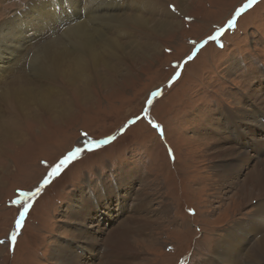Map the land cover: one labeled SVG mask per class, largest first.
<instances>
[{"label": "rangeland", "instance_id": "obj_1", "mask_svg": "<svg viewBox=\"0 0 264 264\" xmlns=\"http://www.w3.org/2000/svg\"><path fill=\"white\" fill-rule=\"evenodd\" d=\"M35 1L0 0V28L16 18L22 21L24 13L36 9ZM66 1L43 4L50 10ZM112 9L150 20L151 29L121 22V30L106 31L131 43L127 49L145 48L147 57L138 64L118 63L101 54L107 61L92 63L95 80L81 94L74 91L80 79L70 81L62 73L41 77L29 69L30 61L25 71L20 63L12 64L14 43L7 51L13 55L0 60V126L13 120L15 130L25 128L29 138L21 146L9 143L7 156L0 150V264H118L117 253L129 252L119 261L229 264L220 260L225 257L218 245L241 251L243 244H237L253 241L260 225L251 220L253 197L246 201L237 188L225 186L215 166L264 160V145H257L264 142V114L255 121L243 114L250 89L257 91L253 107L264 108V0H117ZM38 35L22 43L32 38L34 49L46 42ZM19 73L45 93L41 109L51 112L43 110L44 119L57 121L55 114L63 108L57 104L65 96L71 99V116L45 120L37 129L27 111L11 103L7 84ZM25 102L31 111L41 105L33 94ZM256 110L260 116L262 110ZM219 113L226 119L222 128L215 126ZM7 142L0 133V147ZM229 145L242 156L218 151ZM128 204H134L133 211ZM114 205L126 213L107 222ZM97 217L104 230L91 256L78 248L89 246ZM115 231L122 237L116 245L111 241ZM74 256L79 257L75 262ZM240 262L247 264L246 257Z\"/></svg>", "mask_w": 264, "mask_h": 264}, {"label": "bare ground", "instance_id": "obj_2", "mask_svg": "<svg viewBox=\"0 0 264 264\" xmlns=\"http://www.w3.org/2000/svg\"><path fill=\"white\" fill-rule=\"evenodd\" d=\"M68 1L70 2L71 0H68ZM68 1H66L63 5L61 4L62 7L60 5L56 7L53 6L50 8V10H48L43 4V2H47V0H37L33 4L31 3L32 5H34L33 8H36V9H33L32 13H24L25 17L22 21L19 22L18 18H16L12 22L8 23L7 25H4L6 27L5 30L3 28H0V60H3L5 58L6 59L10 58L13 55V52H7V51L10 50L12 44L14 43L13 48L17 49V53L15 54V57L12 60V64L20 63V65L25 71V69L27 68L26 67L27 61H30L29 69H31L32 71L36 73V75H39L41 77H51L53 76L54 73L56 74L62 73L67 78L69 79L71 78L70 81H75V80L80 79L78 84L74 82L75 84L74 91L76 94H81V90L84 89V91H86L87 88L91 85L92 83L91 81L95 80L94 79L95 77H93L91 73V69L93 68L92 63L107 61L105 59H102L103 57L102 58L100 57L101 54H104V53L108 54L113 62L117 60L118 63H123V62L126 63L127 61H129V62H134L138 64V61L147 57L148 52L146 51L145 48L138 47L137 49H127V46L131 45V43L120 42L113 36L109 35L106 31L108 29L121 30L123 28L121 27L122 26L121 22L126 23V24L127 23L140 24V25H143L145 29H151L152 27L148 26V23L150 22L149 19L144 18V16L141 14H135V15L126 14V13L121 14L117 12L115 13L114 9L110 10L112 7H117V0H84V1L73 0L72 2L73 5L71 7H69ZM82 11H84V16L82 15L83 13ZM60 12H65L66 14L61 17ZM73 15L75 16V18H73L74 17ZM85 18H88V19H85ZM95 23H98V25L95 26L94 25ZM161 26H163V24H161ZM37 33L39 34L38 36L40 37V40L41 38H43L45 39L46 42H42L38 47L34 49L33 47L36 43L32 45V41L29 42V40H32V38L28 40L27 44L26 42L22 43V40L25 37L30 38ZM96 40H99L100 42L99 45L96 44ZM25 44H26L25 49L24 50L21 49L22 46ZM151 49H154V47H151ZM131 50L134 51L135 53V61L132 58L133 54ZM86 56L87 58L88 56L90 58L87 60L85 58ZM126 58L127 60L124 61ZM89 61H90V64L87 63ZM106 66H109V65L106 64ZM132 69L134 72L136 71V64L132 66ZM100 74H102L107 79L111 77V75L105 76L104 73H100ZM114 78L115 76H112L110 81H112ZM7 85H9L10 87L9 94H10V97L12 98L11 103L17 106V108L20 107V109L24 113L27 111V114H29V116H26L27 120L29 119L33 123H35V126L37 129L40 128L41 126H44L45 120L47 121L49 120L52 123H56L60 118H66V117L71 116L70 106H69V104H71V99L64 100V98L67 99V97L65 96L62 100H60V102H63V103L57 104V105L63 106V108H61V112H58L57 114H55L56 117L54 118L57 121L53 122L52 119H49V118L44 119L41 115H43L42 111L45 108L44 109H41V108H43V105L47 103V101H44L46 99V95L41 89H39L36 82H34L33 80L31 81L29 79L27 80L24 73L23 74H20V73L13 74L10 82ZM69 88L71 87L69 86ZM250 90H251V94L249 95L250 104L248 106L243 107V114L246 118L250 119L251 121H255L257 119H260L263 116L264 108L259 106L261 104L259 105L257 104L258 106L253 107L255 104L254 98H255V95L257 94V91H255V89L254 90L250 89ZM57 93H60V91ZM32 94L35 98V103L37 104L41 103V105L38 106L37 109H35V111H31L30 109H28V107L26 106V102H25L27 100V96H31ZM51 104H53V102ZM256 109L262 110V114H260V116H257L258 111ZM45 111H48V110L46 109L44 110V112ZM11 112L13 113L12 110ZM13 114H15V112ZM218 116L219 118L215 117L216 125L215 124L214 125L219 128L225 127L226 119L223 116V113H219ZM17 126L18 125L15 124L13 120H10L9 123H1L0 133H2L5 136V138H8V142L5 144V146L0 147L2 154L6 155L7 153L6 150H8V152L9 150H12L9 147L10 145H15V146L20 145L21 146L23 144L24 145L27 144L28 142L27 139H29L27 138L28 132L26 131L25 128L24 129L20 128L21 132L19 130L16 131L15 129H17L16 128ZM25 131L27 133V136L25 134ZM235 138L238 139L239 142L241 141L240 134H237ZM9 143L11 144L9 145ZM261 144L264 145V142L257 143V145H261ZM257 148L259 149V147ZM218 151H220L223 156H230V157H236V158L242 156V152L237 151L235 146L229 145L228 147H222L218 149ZM246 152L248 153V151ZM246 152H244V155ZM4 159L5 158H3L2 162L5 163L6 165H9L7 161H5ZM257 163H260V164H257ZM215 167H216L215 169H218V175L221 177L220 181H223L225 183V186L228 185V188H231V187L237 188L239 196L244 197V200L246 201H248V199L253 197L252 199H250L249 202L254 203L256 205V210H255V216L251 217V220H257L256 222H258V224L260 225L258 231L255 230L256 232L253 233L254 235L252 236L253 241L251 239V242H249V239H248L246 240L247 243L244 244V241L241 240L240 243L237 244L238 247L240 244H243L241 251H240V248H238L235 251H231V250L229 251L228 246L230 244H227V247L225 249V247L222 248V246L224 245L220 243L218 245V249L221 250L219 251V253H223V256L225 257L224 259H220V260L224 262H228L229 264H242L240 262L241 257L245 256L247 260L246 262L247 264H264V160L262 159L258 160L252 166L251 165L248 166L245 164L243 165L231 164V165H226V166L218 165ZM244 173H245L244 179L242 180L239 179V176L244 175ZM241 181H242V185L240 186L239 182ZM221 186H222V189L223 187H225L224 184H221ZM133 205L132 206L129 205L126 207H129V211H133ZM135 208L139 209L138 204L135 205ZM109 209L113 210L115 213L113 215L107 214V220H106L107 222L117 221L120 218V213H126L123 209V206H119L117 209V205H114L113 207H110ZM120 210L122 212H120ZM259 218H261V220ZM142 222L144 221L142 220ZM94 223H96L95 225L92 226L94 234L93 232L90 233L91 235L90 238L92 240L89 239L88 242L87 240H85V243L87 242L89 246L82 245L81 247L78 248V250L81 253H88V255H91V256L93 252H95L96 250V247H93L92 244H96L99 241L98 236L103 234V230H104V229H101L99 217H97V220H94ZM154 223L155 222L152 223V226ZM239 225L240 224L237 223L236 225L237 229L238 227H240ZM143 226L144 225L142 226L140 225V227H143ZM231 235L233 236L232 240H234L235 239L234 233H232ZM121 238L122 237L120 235V232L115 231L113 233V238H111V241L113 242L112 244L116 245V243ZM90 244H91V247H90ZM123 248H124L123 243H121L119 251H121ZM60 252L62 253L65 251L61 250ZM121 254L117 253L118 264H124V261H122L121 259H120L121 261H119V256L131 255L130 252L129 254L127 253L126 254L121 253ZM77 258L79 257L74 256V262H75V259ZM104 260H105V257H104Z\"/></svg>", "mask_w": 264, "mask_h": 264}, {"label": "snow or ice", "instance_id": "obj_3", "mask_svg": "<svg viewBox=\"0 0 264 264\" xmlns=\"http://www.w3.org/2000/svg\"><path fill=\"white\" fill-rule=\"evenodd\" d=\"M250 2H251V0H250ZM230 23H231V22H230ZM157 127H158V125H157ZM77 151H79V149H78ZM56 171H59V169L57 168Z\"/></svg>", "mask_w": 264, "mask_h": 264}]
</instances>
